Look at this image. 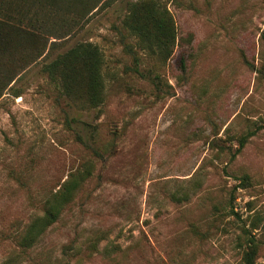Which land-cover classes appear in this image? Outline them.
I'll return each instance as SVG.
<instances>
[{"label":"rangeland","instance_id":"obj_1","mask_svg":"<svg viewBox=\"0 0 264 264\" xmlns=\"http://www.w3.org/2000/svg\"><path fill=\"white\" fill-rule=\"evenodd\" d=\"M94 1L88 16L65 0H0L12 27L0 34V264H247L249 247L264 264V0H153L174 23L165 60L123 23L138 0ZM57 32L73 35L60 46ZM51 41L102 51L98 108L43 70ZM77 175L58 219L21 246Z\"/></svg>","mask_w":264,"mask_h":264},{"label":"trees","instance_id":"obj_2","mask_svg":"<svg viewBox=\"0 0 264 264\" xmlns=\"http://www.w3.org/2000/svg\"><path fill=\"white\" fill-rule=\"evenodd\" d=\"M69 1L65 0L68 9H71L69 6L81 4L78 10L80 13L85 12L88 16H91L95 9L97 10L100 2L94 0H86L84 3H81L80 0ZM107 1L104 0L103 2ZM46 5L49 9H55L57 2L56 0H47ZM127 10L123 23L129 32L137 38L140 48L154 52L162 60L168 58L175 40L174 23L169 11L165 7L161 8L153 0L131 2L128 4ZM65 22L67 21H62L57 29L63 28ZM53 25L54 23L51 24L50 30L56 29L52 27ZM11 29L12 27L9 24L0 20L1 35L10 33ZM50 35L54 39L66 37L62 39L61 46L73 34L57 32L55 35ZM55 42L51 41V51L48 57L53 56L44 65L43 70L51 80L57 83L61 93L66 98L76 102V100L83 97V104L86 106L84 108H98L103 103L105 91V81L102 74L104 65L102 51L90 41H78L70 48L58 52L60 47L55 48L54 45H57ZM252 134L253 131H248L238 138L236 152L244 146L247 138ZM81 178L84 179L85 175ZM80 180L79 175L65 180L60 188L46 201L44 213L35 217L26 225L19 242L21 246L29 247L33 245L46 228L58 219L64 205L73 199ZM254 258L255 249L249 247V250L246 251V263L253 264Z\"/></svg>","mask_w":264,"mask_h":264}]
</instances>
